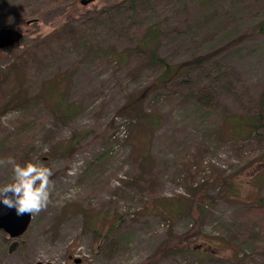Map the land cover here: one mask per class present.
<instances>
[{
    "label": "rangeland",
    "instance_id": "1",
    "mask_svg": "<svg viewBox=\"0 0 264 264\" xmlns=\"http://www.w3.org/2000/svg\"><path fill=\"white\" fill-rule=\"evenodd\" d=\"M47 1L3 0V6L14 10L37 4L46 8L21 22L20 13L8 17L0 7V26L25 34L16 46L0 50V160L43 164L54 173L51 203L32 216L11 253L0 231V263L211 264L183 249L221 235L229 224L244 231L246 222L251 220L250 227L257 220L241 217L244 206L220 197L218 188L210 189L215 202L200 218L193 208L169 219L161 199L172 205L173 198L189 197L184 183L197 184L221 171L234 173L233 180L243 183V198L254 191L264 196V181L260 186L246 181L257 169L245 164L258 146L217 134L225 112L252 106L264 89V32L254 31L264 19V0H151L137 11L117 15H129L135 25L157 21L159 52L172 62L249 33L187 71L193 96H147L144 103L154 104L162 121L143 131L145 146L133 145L130 118L117 110L127 93L145 86L159 68L139 52L113 57V52L132 47L138 35L113 19L92 21L113 0H52V6ZM74 29L81 31L75 38ZM55 31L57 39L51 34ZM39 34L52 49L28 64H16L21 48ZM63 71L72 72L66 97L76 107L69 118L53 112L42 91L45 81ZM74 130L80 145L68 155L65 145ZM12 180V166L0 165V187Z\"/></svg>",
    "mask_w": 264,
    "mask_h": 264
},
{
    "label": "trees",
    "instance_id": "2",
    "mask_svg": "<svg viewBox=\"0 0 264 264\" xmlns=\"http://www.w3.org/2000/svg\"><path fill=\"white\" fill-rule=\"evenodd\" d=\"M113 1V3L101 9L92 21L113 19L117 25L120 24V27L124 25L122 28L129 29L132 27L134 34L138 35V40L134 42L132 47H129L125 51L117 50L113 52V57L116 56L120 59L124 56V52H139L149 65L159 68L158 73L145 86L127 93L126 101L117 110V113H126L130 118L129 132L132 134L133 139H135L133 145L141 146L143 143L145 146V138L141 137L143 131H149L159 126L162 121L161 113L155 109L154 104L146 105L144 103L147 96L153 95L156 99H159L158 97L161 96L166 97L167 95H178L183 98L193 96L194 90L190 86L191 82L186 74L187 71L193 66L210 61L220 51L239 44L248 37L249 33L235 36L215 50L172 62L159 52L161 27L157 21L151 23L143 22L135 25V22L131 20L132 17L130 18L129 15L120 19L116 18L122 10L137 11L138 7L144 6L143 4L149 3L151 0ZM47 2L52 6L57 1L52 2V0H48ZM1 6H3V0H0ZM45 9L43 5L39 4L31 9L24 7L17 10L10 9L6 5L3 6V11L8 17L16 16L20 13L19 22L23 18H36ZM254 31L264 32V19L255 24ZM78 32H81L80 29H74L72 37L75 38ZM58 33V31H55L51 34L53 38L57 39L59 38ZM24 37L25 34L23 35ZM17 44L18 42L11 47ZM25 46L21 48L22 54L16 63L18 65L22 63L28 64V62L36 59L46 49L45 52L52 49L49 39L43 37L42 34L37 35L33 39V43ZM71 75V71L56 73L45 81V89L42 90L43 96L49 99L52 111L59 113L58 115L64 118L71 117L76 107L75 104L68 103L66 97ZM183 87L186 90H182ZM218 133L227 139H231L232 142L245 141L258 146V152L248 160L245 167L255 166L254 168H257L254 170V176L246 181L260 186L264 181V89L259 93L252 106L245 108L241 112H225L220 118ZM79 138V131L74 130L65 145L67 154L80 145ZM234 175V173L227 175L221 171L212 177L209 176L203 179V182L201 181L197 184L192 181L184 183L189 197L179 196L173 198L172 205L169 204L168 200L170 199L162 198V212L171 219L187 214L193 208H196L197 215L200 218L207 211L206 209L213 206L215 202L213 195L209 193L210 189L218 188L222 193L220 197L239 201L244 206L241 211L243 213V215H240L241 217L248 221L247 215H252L257 220L256 224L248 227L247 225L250 224L251 220L246 222V227L243 228L244 231L235 230L233 229L234 225L229 224L227 229H223L225 231H222L221 235L219 234L216 237L207 236L201 245H192L183 250L194 257L207 259L211 264L215 260L218 264H264V196L254 191L247 198H243L241 193L243 183L235 182L233 180ZM198 193L201 196H198ZM114 228L113 223L109 230ZM194 235L198 236L200 232L195 231ZM206 246L210 247V250Z\"/></svg>",
    "mask_w": 264,
    "mask_h": 264
},
{
    "label": "clouds",
    "instance_id": "3",
    "mask_svg": "<svg viewBox=\"0 0 264 264\" xmlns=\"http://www.w3.org/2000/svg\"><path fill=\"white\" fill-rule=\"evenodd\" d=\"M0 165H11L13 170L12 182L0 187V202L18 216H35L47 209L54 188L51 168L32 162L21 166L12 157L0 160Z\"/></svg>",
    "mask_w": 264,
    "mask_h": 264
},
{
    "label": "water",
    "instance_id": "4",
    "mask_svg": "<svg viewBox=\"0 0 264 264\" xmlns=\"http://www.w3.org/2000/svg\"><path fill=\"white\" fill-rule=\"evenodd\" d=\"M89 1L90 0H81V2L84 4ZM31 20H28V22H30ZM23 35L24 32L17 27L0 26V50L19 42L23 38ZM31 218L32 216L27 214L18 216L14 208H8L2 202H0V229L5 231L10 237L18 238L22 236L30 225ZM13 244H16V242H14ZM32 264L54 263L47 261H36Z\"/></svg>",
    "mask_w": 264,
    "mask_h": 264
},
{
    "label": "flooded vegetation",
    "instance_id": "5",
    "mask_svg": "<svg viewBox=\"0 0 264 264\" xmlns=\"http://www.w3.org/2000/svg\"><path fill=\"white\" fill-rule=\"evenodd\" d=\"M0 231H3V230L0 229ZM3 233L6 236L5 237L6 238V241H9L10 242V245L8 247V252L11 253L15 249V247L18 245V242H19L18 238H20V237H18V238H12L5 231H3ZM14 242H16V244H13ZM2 264H4V263H2Z\"/></svg>",
    "mask_w": 264,
    "mask_h": 264
}]
</instances>
